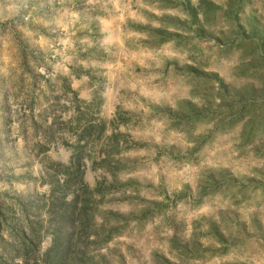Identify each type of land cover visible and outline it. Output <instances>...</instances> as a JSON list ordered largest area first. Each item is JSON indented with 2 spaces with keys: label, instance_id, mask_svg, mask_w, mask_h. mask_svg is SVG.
<instances>
[{
  "label": "rangeland",
  "instance_id": "obj_1",
  "mask_svg": "<svg viewBox=\"0 0 264 264\" xmlns=\"http://www.w3.org/2000/svg\"><path fill=\"white\" fill-rule=\"evenodd\" d=\"M157 1L0 0L1 222L24 227L23 210L46 225L51 167L76 161L77 108L103 138L121 114L127 186L100 207L129 223L88 250L94 264H264V0ZM101 143L83 157L105 158ZM83 163L90 187L112 180Z\"/></svg>",
  "mask_w": 264,
  "mask_h": 264
},
{
  "label": "trees",
  "instance_id": "obj_2",
  "mask_svg": "<svg viewBox=\"0 0 264 264\" xmlns=\"http://www.w3.org/2000/svg\"><path fill=\"white\" fill-rule=\"evenodd\" d=\"M161 2L165 3L168 8H177L176 3L169 0H161ZM183 7L192 20L199 17L198 13L193 15L187 11L185 6ZM152 32L159 35L158 43L178 39V35L173 33H160L158 30H152ZM66 89L71 92L70 88ZM86 107L90 108V105L88 104ZM240 108H243V104L240 105ZM76 110L81 117L78 116L74 121L68 120L66 122L69 125V133L72 136L75 135L76 138L75 142L70 145L75 153L76 161H71L67 165L56 163L51 167L54 170L55 182L41 206L47 215L46 225L39 221L32 224L27 213L23 210L21 212L25 215L24 227L23 225H13L12 216L4 217L5 221L3 222L0 219V229L1 225L5 226L9 230V237L12 239L8 245L12 254L11 259L7 262L0 257V264H94L88 250L92 246L101 247L107 244L118 236L129 223L119 214L102 210L100 207L102 200L108 195L126 190L127 184L117 179L119 161H114L112 155L116 152L119 153L118 145L121 141L125 142V136L116 133L115 130L120 125L128 124L129 119L121 114H116L110 122L111 126L114 127V132L103 138L107 130L106 123L104 121L95 123L85 113H80L78 108ZM80 122H83L82 125ZM72 124L74 127L71 126ZM52 125L53 123L49 125L48 130L51 129ZM79 128L80 131H78ZM48 132L49 137H52L53 132ZM95 133L96 138L93 141L92 137ZM100 141L103 143L105 158L100 159L98 156V158L93 159L92 157L91 159L90 152L94 150L89 149L85 156L88 159H85L83 152L90 145V142H95L97 145ZM83 160H88L98 168L105 169L112 180L107 182L106 177L103 176V179L97 181L94 187H90L84 180L83 166L85 165ZM112 162H114L113 165ZM59 175L61 179L58 178ZM47 236L50 237V245L43 253H40V245ZM6 253L9 255V250ZM17 259L18 263L16 262ZM166 263L171 264L167 260Z\"/></svg>",
  "mask_w": 264,
  "mask_h": 264
}]
</instances>
